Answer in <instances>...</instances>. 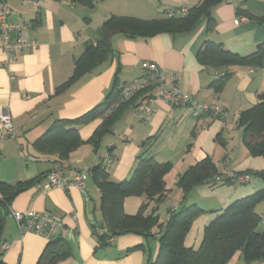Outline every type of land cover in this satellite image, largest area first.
<instances>
[{
  "label": "crops",
  "instance_id": "1",
  "mask_svg": "<svg viewBox=\"0 0 264 264\" xmlns=\"http://www.w3.org/2000/svg\"><path fill=\"white\" fill-rule=\"evenodd\" d=\"M4 1L11 8L10 20L24 24V36L37 41L38 46L16 52L14 60L6 65L0 39V109L9 113L16 128L15 136L1 138L4 128L0 123V180L26 182L42 175L40 182L15 197L11 209L47 213L62 223L54 239L61 238L70 247L72 256L57 264H147L149 254L152 259L158 255L159 232L154 229L155 235L150 238L123 234L108 245L99 246L93 222L102 223L103 215L101 192L93 172L88 175L84 190L76 186L45 189L42 186L56 162L62 164L67 180L86 167L103 162L110 179L121 182L132 177L142 142L158 134L153 148L156 158L171 164L164 175L166 196L161 204L149 200L145 194L128 196L124 209L134 215L142 204L148 203L144 214L149 215L156 207L163 224L168 220L169 210L182 205L183 191L177 186L181 175L205 157L211 156L222 173L264 169V156L251 155L243 141V130L240 138L239 134H232L234 130L240 131L237 125L241 112L255 105L258 94L264 92V67L233 65L216 70L203 66L197 58L198 50L207 40L239 54L254 51L264 42V22L260 21L264 17V0H223L189 32H163L149 38L114 34L111 36L114 51L109 58L64 89L60 87L73 75L76 59L88 45L101 39L103 24L111 16L158 19L168 8L189 9L200 0H92V3L42 0L40 10L23 0ZM238 17L246 20L236 24ZM210 18L214 24L208 30ZM144 60L154 61L165 69L166 88L176 84L198 103L224 105L226 116L214 113L195 116L192 106L172 105L155 97L157 89H151L109 116L112 123L98 147L88 140L103 124L104 117L78 126L85 142L66 157L37 148L36 140L56 120L83 115L101 103L115 83L120 88L140 76ZM226 71L231 77L221 92L209 87ZM150 97L152 110L145 112L140 106ZM109 154L111 161L107 159ZM169 184L174 188L169 189ZM262 188L264 181L260 178L245 185L197 186L184 204H197L206 212L193 221L185 245L199 248L205 227L218 213ZM206 200L216 202L207 206ZM256 211L262 218L259 225L262 230L264 201L256 206ZM5 243L7 249H3ZM48 243L43 234L23 230L10 213L6 216L0 244L4 263L37 264ZM228 264H243L241 252Z\"/></svg>",
  "mask_w": 264,
  "mask_h": 264
},
{
  "label": "trees",
  "instance_id": "2",
  "mask_svg": "<svg viewBox=\"0 0 264 264\" xmlns=\"http://www.w3.org/2000/svg\"><path fill=\"white\" fill-rule=\"evenodd\" d=\"M83 1L92 3V0ZM222 1L200 0L197 5L187 9L185 14L180 13L179 10L182 7H179L174 8L175 13L172 16H169L165 10L163 17L152 20L132 16H111L103 24L101 39L96 44L86 47L83 54L76 59L73 75L60 88H67L107 60L114 51L111 44V36L114 34H124L129 38H149L163 32H189L197 26L212 7ZM260 21L264 22V17ZM213 24L210 18L208 30ZM197 58L203 66L216 70L227 69L233 65L262 68L264 67V42L248 54H239L226 49L221 43L207 40L198 50ZM230 77L231 73L226 71L213 80L209 87L216 92H221ZM121 89L122 87L119 88L115 83L105 99L83 115L74 119L56 120L36 140L37 148L48 152H58L61 157H66L72 149L85 142L79 134L78 126L102 118L105 112L118 101ZM124 105L125 103L116 111L122 109ZM116 111L113 112V116ZM103 119V124L88 140L95 147L99 146L102 137L109 131L108 125L112 123V117ZM238 126L242 127L243 141L251 155L264 156V92L258 94V101L255 105L241 112ZM158 136V134L150 136L142 142L141 152L137 156L138 164L130 179L121 182L112 181L103 162L92 167L94 180L101 192L103 221L102 223L93 222L99 246H106L110 243L108 241L110 238L128 233L139 234L145 238L154 237V229H157L159 232L158 255L152 259L149 254L147 264H228L239 251L243 257V264L264 262V229L259 230L262 218L256 211V206L264 201V188L252 195L235 200L218 213L205 227L203 241L197 249L187 247L185 237L193 221L206 211L197 204H184L189 193L199 185H245L253 178H260L264 181V169L231 172L233 173L231 176V173H222L213 158L207 156L191 165L181 175L178 186L183 191L182 205L169 210V217L165 224L160 222L156 207L149 215L144 214L148 203L142 204L137 214L125 212L124 201L128 196L145 194L149 200H154L157 204L161 203L166 196L164 175L170 169L171 164L156 158L153 148ZM107 159L108 161L112 159V155L109 154ZM242 174H248L249 180L246 182L234 180ZM41 179L42 175L26 182L9 183L0 180V244L5 218L11 213L13 200L20 192L40 182ZM142 247L145 248V245ZM2 255L0 251V264H6ZM71 256L70 247L61 238H53L49 240L37 264H57Z\"/></svg>",
  "mask_w": 264,
  "mask_h": 264
},
{
  "label": "built area",
  "instance_id": "3",
  "mask_svg": "<svg viewBox=\"0 0 264 264\" xmlns=\"http://www.w3.org/2000/svg\"><path fill=\"white\" fill-rule=\"evenodd\" d=\"M25 4L33 5L37 10L41 9L42 0H23ZM180 13L185 14L187 8L182 7ZM174 8H168L167 14L169 16L174 15ZM11 8L4 0H0V39L1 48L5 55V64H9L14 60V56L18 51H30L38 46V42L29 38H26L23 34L25 25L22 23H15L10 20ZM246 20L245 17H238L235 19V23L238 24L241 21ZM15 36V38H13ZM142 72L132 82H128L122 86L118 101L109 108L103 115L104 118L109 117L119 106L135 98L139 93L156 88L158 91L155 95L157 98H161L172 105H189L192 106L193 114L198 116L203 113L213 112L216 116L225 117L226 108L221 104H203L198 103L196 99L185 95L176 84H172L171 87L166 88V71L156 62L151 60H144L141 63ZM153 98L150 97L142 103L140 106L145 112H151V102ZM0 123L3 125L4 131L1 138L16 135V128L13 124L11 116L5 109H0ZM110 159L109 161H111ZM92 172V167H86L82 171H79L71 180H67L64 177V171L62 164L56 162L48 173L46 181L43 184V188L51 189L53 187H61L67 189L70 186H76L82 190L86 187V179ZM233 173H231V176ZM250 176L248 174H242L236 178L235 181L246 182ZM11 216L17 221L18 225L23 230H29L38 234H43L47 239H53L56 231L62 223L48 215L47 213H40L35 211H16L11 209ZM114 238H110L108 241L111 243ZM8 244L3 245V249H7Z\"/></svg>",
  "mask_w": 264,
  "mask_h": 264
},
{
  "label": "rangeland",
  "instance_id": "4",
  "mask_svg": "<svg viewBox=\"0 0 264 264\" xmlns=\"http://www.w3.org/2000/svg\"><path fill=\"white\" fill-rule=\"evenodd\" d=\"M237 126H238V125H237ZM237 126H236V127H237ZM238 128H240V131H238V130H234V131L232 132V134H233V136H236V134H239V138H240V136H241V134H242V127H239V126H238ZM236 129H237V128H236ZM169 185H170V184H169ZM177 186H178V182H177ZM171 188H174L173 185H170L169 189H171ZM188 196H189V195H188ZM162 202H163V201H162ZM162 202H161V203H162ZM206 202H207V203H205V204L208 206V204H210V203H212V204L215 203L216 200H206ZM161 203H159V204H161ZM148 205H149V204H147L146 209L148 208ZM146 209H145V210H146ZM162 212H164V211H162Z\"/></svg>",
  "mask_w": 264,
  "mask_h": 264
}]
</instances>
